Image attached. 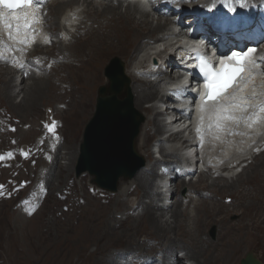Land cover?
<instances>
[{"label":"bare ground","instance_id":"bare-ground-1","mask_svg":"<svg viewBox=\"0 0 264 264\" xmlns=\"http://www.w3.org/2000/svg\"><path fill=\"white\" fill-rule=\"evenodd\" d=\"M108 1L52 0L44 8V11L48 10V14L43 20L46 22V33L49 37H56V41L47 46H37L32 53L25 56L18 52L13 57L5 50L9 59L3 62L0 59V97L9 100L7 102L13 107L11 109H19V112L23 113L24 123L15 120L10 113L6 115L7 110L0 107V130L11 124L20 128L19 137L36 134L37 126L34 121L38 118L37 104L39 101L41 105L49 104L50 107L46 108L48 119L54 113L59 117L67 113L66 120H61V124L55 126L52 134L61 132L70 120L71 148L66 156L74 162L78 144L76 139L80 134L81 123L90 113L97 88L103 81L104 85L107 84L105 70L110 59L119 57L125 62L124 74L129 78L119 97L123 98L126 89H130L134 97L133 108L145 116L135 145L138 142L141 155L151 162L153 152L150 142L159 136L156 143L159 145L160 159L144 165L143 171L138 172L140 174L135 176L131 186L124 187L123 182L121 183L113 205L116 212L123 213L122 218L115 220V225L113 224L115 230H119L117 234H108L106 231L108 228L104 222L109 219V215L102 220L96 215V210L75 205L73 209L77 210L71 218L74 240L59 245L65 237H0V264H151V257L156 258L153 264H169L165 261L167 257L172 261L170 264H184L181 259H187L192 264H238L248 253L263 264L257 254L250 251L257 247L264 254V150L256 156L252 153L246 156L249 151H241L237 157L245 158L241 163L246 164L241 173L231 178L219 174L218 168L223 173L228 163L218 167L213 165L218 162L217 150L220 148L217 147L218 140H215V135H205L204 129H209L210 124L214 125L215 119L210 117L211 104L205 105V111L201 113L200 99L195 104L194 117L191 120L186 117L182 122L184 126L169 131V127L181 124L182 114L177 109L176 102L170 103V97L159 92V89L162 90L166 84L171 85L172 81L173 84L180 80V70L175 58L171 57L174 55L170 56L166 52L157 54L153 58L154 65L157 59V66L153 69L148 66L150 57L148 58L147 54L139 63L136 60L142 51H153L164 44L182 54L185 50L184 42L180 41L178 44L181 34L170 31L171 26L180 25L181 18L179 14H175L173 18H151L152 15L139 10L135 2L124 6L122 0ZM74 6L81 9L70 14ZM157 13L158 9L153 15ZM185 21L188 24L192 20L188 17ZM263 44L264 37L258 41V46ZM14 64H17V67H14ZM15 78L20 82L17 83ZM254 87L256 92L264 89L262 76L256 78ZM252 88L253 86H248L244 94L251 97ZM106 93L109 94L107 89ZM15 98L20 99L14 102ZM258 100L259 96L251 102ZM162 102H167L168 105L164 112L157 106ZM179 107L184 109L182 103ZM201 116L204 117L202 124ZM161 117L169 119L170 123L164 124ZM193 120L195 128L201 127L203 139L206 140V146L202 148L205 151L203 157L206 158L203 171L195 169L197 164L186 159L192 156L193 150L186 153L185 160L179 154V151L191 148V144L182 141L180 135L187 132V136L193 137L190 127ZM50 122L51 119L47 125ZM40 123L42 125V121ZM12 129L15 128L3 131L5 140L9 134L16 132V129ZM162 134L168 136L162 137ZM61 140L59 146L62 144ZM242 143L244 145L238 146V142L228 140L227 144L222 145L223 151L228 157L231 151L245 148L247 141ZM168 144H173L172 148H167ZM177 144L183 146V149L175 148ZM23 149L27 150L25 147ZM249 156L250 159H246ZM17 157L18 155H14L4 163L10 165L15 161L13 158ZM199 161L203 163L202 159ZM53 162L41 166L38 173L36 168L28 167L24 170L25 173L21 171L19 174L36 176L42 174L44 169L50 172L55 168L63 171ZM182 163L186 165L185 168L193 167V170L183 172V177H176L173 175L176 173L174 166ZM210 163L213 164L205 167V164ZM159 165L173 173V184L178 183V186L175 184V192L172 193L171 190L169 194L177 196L178 190L183 188L188 193L184 199L172 200L168 197V206L158 204L162 196L161 191H158L160 185L156 183ZM69 170L70 167L64 169L65 172ZM231 171L232 169L226 172ZM194 177L195 181L192 180ZM133 195L134 201L118 200ZM226 195L230 198L224 197ZM117 204L121 205L122 210ZM104 213L107 215L109 208H104ZM232 215L236 216V220L231 222L229 217ZM212 223L217 224V236L213 242L208 236L205 237L207 226ZM45 252H49L47 262L41 259ZM178 253H182V258H178ZM80 260L82 261L79 262Z\"/></svg>","mask_w":264,"mask_h":264},{"label":"rangeland","instance_id":"rangeland-1","mask_svg":"<svg viewBox=\"0 0 264 264\" xmlns=\"http://www.w3.org/2000/svg\"><path fill=\"white\" fill-rule=\"evenodd\" d=\"M100 1L105 2V3L109 2L108 0H100ZM207 1H210V0H207ZM213 1H214V3H218V0H213ZM235 1L236 0H233V2H235ZM255 1H261V0H255ZM126 5H124V6H126ZM78 8H77L78 9L77 11H80L81 7L78 6ZM46 11L48 14V10H46ZM174 15L171 14L168 17L173 18ZM151 18H154V16H151ZM182 18H181L180 24L186 25L187 24L185 21L186 19L184 17H182ZM179 26H181V25H179ZM185 27L186 26H181V28H185ZM159 35H163V34H159ZM56 39H57L56 37H51V40H53L54 42L56 41ZM261 47H264V44ZM150 53H151V51H148V50H146L145 52L142 51V53L138 56V59H137L138 61L136 60V62L139 63V60H142L141 59L142 57H144V59L146 58V56L149 57L148 55ZM168 54L171 56V53H168ZM171 57H172V59H174V56H171ZM116 58L117 57H113L110 59L108 65L106 66V69L110 66L112 60H114ZM117 59L119 61H121L123 63V65L125 66V62L123 60H120L119 57ZM155 61H156V65H157V59H155ZM15 80L17 83L20 82V81H17L16 78H15ZM172 82H171V84H172ZM129 85H130V80H129ZM110 86H111V84H110L109 78L107 77V84L104 85V81H103L101 86H99V88H97V90H96V93L93 97L94 99L92 100L90 113L87 116V118H85V120H83V122L81 123V128L79 130L80 134L77 136V139H76L78 144H76L77 145V154H75V156H77V157H75V156H74L75 158L73 157L74 162L68 160V157L66 156L68 149L71 148V143H70V138H69V134L71 132L70 120L68 122V126H64L62 131L58 132V134L50 133L48 131V128L46 127V125L50 121V119L52 122L54 120H56L55 125L61 124V120L63 121L64 118L66 120L67 113L60 115L61 118L59 117V115L57 113H54L48 119L47 113H46V111H47L46 108L50 107L49 104L41 105V101H39L37 104L38 108H36V113H37L36 115L38 116V118L34 121V123L37 126V133L36 134H34L32 136L19 137V134H20L19 129L20 128L12 126L11 124H8L6 128L0 130V155L3 154V151H4V154H7L6 150H9L10 152H13V153L18 155V157L15 158L16 160L13 163H11L9 166H7L5 164H0V184H3L5 186L7 185V188L9 187L12 189L13 188V186H12L13 182H16V186L20 185V182H23L22 188H21V193L11 191L9 193L11 195L8 196L9 194H6L4 192V189L0 193V196H1L0 197V237H42V238L43 237H56V238L65 237V239H62L59 242V245L61 243H65L68 240H74L75 237H73V234H72V220H71V218L73 217L74 212L77 210V209L76 210L73 209L75 205L96 210L97 211L96 215H98L99 219H102V220H103V218L105 219L109 215V219L104 222L105 227L108 228V229H106V231L108 232V234H117V232H119V230L118 231L115 230V227H114L115 222L114 221L120 220L123 216V213L122 212H116V207L113 206V205H115L114 203H115V200L117 198V192L119 191V188L121 187L122 182H123L124 187L131 186L130 184L132 183L135 176L137 174H140L143 171L142 168L144 167V165L146 166L148 163H151V162L153 163V161L155 159H157V160L160 159V156H158L159 155V149H158L159 145L156 143L157 142L156 140L159 136L153 138L151 140L152 142H150L152 144V152H153L151 162H148L147 159L145 158V156L143 157L141 155V153L139 151V147H138V142L136 143L137 148H138V150H137L136 145H135L136 152L138 153V155L140 157H142V159L144 161V165L140 170H138L134 174V176L131 179H129V180L125 179L128 181H124L123 180L124 178H120L117 181V187H116V190L114 192H110L109 190L98 187L94 182L95 177L90 176L87 172H84V173L80 174L79 176H76V172H77V168H78L80 156H81L80 151H81L82 145L84 144V131H85V128H86L88 122L94 116V113L96 110V100H97V96H98V90L101 87L109 89ZM129 91H130V95H131L132 102H133L134 97L132 96V92L130 89H129ZM159 92H161V89H159ZM18 99H20V98H17V99L15 98L14 102L19 101ZM120 99H122V98H120ZM7 101H9V100L0 97V107L5 108L7 110L6 115L8 113H10L13 115V117L16 118L15 120L18 119V120H21V123H24L22 121L23 113L19 112V109H18V111H17V109H16V111L11 109L13 107L10 106L9 102H7ZM171 102H172V100L170 101V103ZM170 103H168V104H170ZM157 106H160V104H158ZM135 110L142 116L143 122H144L145 116L143 115V113L138 111L136 108H135ZM161 110H162L161 112H164V110H165L163 108V102L161 104ZM33 117H34V115H33ZM161 120H163L164 124L166 122L168 124L170 123L169 122L170 120L165 119L164 117L163 118L161 117ZM41 121H42V125L40 123ZM143 122H142V124H143ZM142 124L140 126V130H141V127L143 126ZM180 126H184V124L181 122L180 125L178 124L174 127L172 126L173 128L169 127L168 130L171 131V130L176 129ZM11 127L15 128L16 132L9 134L7 136L8 139L5 140L3 131L8 129V128H11ZM166 136H168V134H166V135L162 134V137H166ZM182 136L185 137V135H182ZM181 138L183 139V137H181ZM60 139H62L61 140L62 144L59 146ZM241 139H243V137H241ZM241 139L235 140L236 142H238V146L243 144ZM39 141H41V142H39ZM79 142H80V144H79ZM172 145L168 144L167 148L171 147ZM224 145L225 144H223V146ZM24 147H25V149H27L26 151H28L30 153H33V151L34 152L37 151V153L30 159L22 160L19 155H21L20 152L22 150H24L23 149ZM175 148H176V145H175ZM220 150L221 149H218V160H219V157L222 155ZM184 151L185 150H183V152ZM57 152H59V153H57ZM183 152L179 151V154L182 157H184V160H185V158H186L185 155L187 152H185L184 155H183ZM201 152H200L199 159L203 160V164L201 163L202 165H200V167L203 166V168H204V162H205L206 158L203 157V155H204L203 153L205 151L201 150ZM250 153H251V151H249V153H247L246 156H248ZM57 154H59V155L57 156ZM250 157L251 156H249L246 159L249 160ZM191 158H193V154H192V156H189L186 159L188 160ZM52 161H54L53 164H57L60 168L63 169V171L60 172L59 170H57V168H55V169H53V171H50V172H46L44 169V170H42V174H39V175L36 174V176L34 174L25 175V176L19 174V172H21V171L24 172V170L28 167L36 168L37 173H38L39 170H41V166H45L47 164L50 165V163ZM159 166L161 167V165H159ZM185 166L186 165H184L183 163L179 164L178 166H174V168H175L174 171L177 172L179 169H184ZM65 167H70L69 172L64 171ZM244 167H242L240 170L242 171L244 169ZM162 168L165 169L164 167H162ZM156 170H157V168H156ZM199 171H203V170H199ZM219 171H221V169L218 168V172ZM138 172H140V173H138ZM157 172H160V169H158ZM179 172H183V171H179ZM224 173H226L225 176L228 178L235 176V174H233V169L231 172H224ZM158 175H159V173H158ZM178 176H180V175H178ZM181 177H183V176H181ZM189 178L190 177H188V179ZM194 178H192L193 181L196 180V178L195 179ZM187 181L188 180L186 179V182ZM176 183L174 182V184H172L173 185L172 187H174V189L171 187L172 193L175 192V189H177L176 186H178V183L177 184ZM175 184H176V186H175ZM130 190H131V188H130ZM94 193H96V194H94ZM185 195L186 196L188 195L187 190L180 188L178 190L177 196L172 194V195H170L169 198H172V200L178 199V198L184 199L183 197H185ZM224 197L230 198L228 195H226ZM133 198L135 199L134 195L130 196L129 198L121 197L118 200L125 202L127 200H133ZM96 200H98V201H96ZM144 200H146V202L148 201V199H144ZM163 202H164V196H161V199L158 202V204H160V205L164 204ZM20 204H21V206H20ZM103 205H108V207H104L106 209L109 208V213H107V215L104 213V208L102 207ZM117 206L120 208V210H122L121 205L117 204ZM166 206H168V205H166ZM171 208H173V206ZM29 213H31V214H29ZM234 216L235 215L230 216L229 221H231V222L235 221L236 216L235 217ZM110 218L113 220H111ZM212 224H213V226H212ZM212 224L207 226L205 237L208 236L209 240L213 242L217 236V229H216L217 224L216 223H215V225H214V223H212ZM255 248H257V247H254L253 250L250 252L254 251L257 254V256L259 257V259H261L262 263L264 264V254H262L261 251L258 250V248L257 249H255ZM91 249H93V248H91ZM49 252H45L41 257V259L44 260L45 262H47L49 260ZM245 255H247V254H245ZM245 255L239 260L238 264H240L241 260L246 257ZM177 256H178V258L179 257L182 258V253H178ZM151 258H152V260H150V261L148 260V261L151 264H153L154 260L156 261V258L155 257L154 258L151 257ZM166 260L168 261L169 264L172 262V261H170L171 259H169V257H167L165 259V261ZM181 260H182L181 262L184 264H192V262H188L187 259L186 260L181 259ZM81 261L82 260H80L79 262H81Z\"/></svg>","mask_w":264,"mask_h":264},{"label":"water","instance_id":"water-1","mask_svg":"<svg viewBox=\"0 0 264 264\" xmlns=\"http://www.w3.org/2000/svg\"><path fill=\"white\" fill-rule=\"evenodd\" d=\"M109 78V94L106 88L98 90L96 110L84 131V144L76 176L87 172L95 177V184L114 192L120 178L131 179L143 167L144 161L135 149V140L143 122L142 116L133 108L131 95L121 90L128 79L123 63L117 58L106 69ZM240 264H261L248 253Z\"/></svg>","mask_w":264,"mask_h":264},{"label":"snow or ice","instance_id":"snow-or-ice-1","mask_svg":"<svg viewBox=\"0 0 264 264\" xmlns=\"http://www.w3.org/2000/svg\"><path fill=\"white\" fill-rule=\"evenodd\" d=\"M44 3V0H0V7L7 9L12 15L9 17L8 13L0 12V24L4 25L9 33V39L16 41L21 45H31L32 39L21 38L17 40V37L22 32L34 33L36 30L34 25L40 24L41 13L40 5ZM244 5L241 4V7ZM31 9V11H27ZM17 10H25L23 14L17 15ZM14 25V29H13ZM13 31L15 34H13ZM45 42H48L45 37ZM255 49H248L246 53H233L226 59L221 60V67L219 71L213 70V65L209 64L202 56L197 55L196 59L199 61L198 67L200 72L205 76V94L202 99L201 113L205 111V105H212V116L215 119L214 126L217 130H223L222 121H233L239 124L242 120L251 127L252 124L257 122L253 118L257 113H264V101H259L252 104L253 99H257V92L255 87L252 88V96L249 97L244 94L245 89L248 88L250 81L255 73L251 71V64L255 68H260L261 63L255 59H250L251 55L255 53ZM0 58H3L0 56ZM229 62H233L234 66H230ZM264 74V73H261ZM253 109V115L249 116H236L235 113H247L249 108ZM204 117L201 116V124ZM251 121V123H249ZM55 122L51 125H46L50 133L55 131ZM213 125H209V129ZM13 131L15 129H12ZM197 134L201 140V146H203V136L201 127H197ZM239 134V133H233ZM12 153L8 152L6 155H0V161L9 159L12 157ZM25 158H27V152H21ZM3 186L0 185V190ZM34 210V209H33ZM31 214V213H29Z\"/></svg>","mask_w":264,"mask_h":264}]
</instances>
